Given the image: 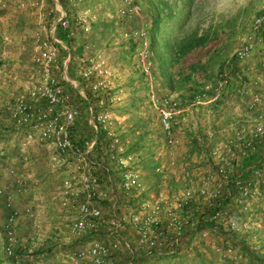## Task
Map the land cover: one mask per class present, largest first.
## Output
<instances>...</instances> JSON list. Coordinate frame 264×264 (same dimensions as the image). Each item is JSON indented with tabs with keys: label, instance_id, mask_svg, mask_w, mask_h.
<instances>
[{
	"label": "built area",
	"instance_id": "1",
	"mask_svg": "<svg viewBox=\"0 0 264 264\" xmlns=\"http://www.w3.org/2000/svg\"><path fill=\"white\" fill-rule=\"evenodd\" d=\"M80 1H72L71 6ZM114 1L115 20L127 29L126 36L133 44L135 64L158 87V81L151 74L153 52L148 32L150 25L145 22L134 24L142 15L141 0ZM9 6L16 10L35 12L38 27L32 34L27 68L30 71L29 78L23 88L10 97L4 109L10 121L11 136L16 137L18 148L24 150L30 144H39L47 153L49 170L63 174L57 194L60 206L75 214L69 224L70 232L91 234L88 241L68 253L70 260H86L89 264H131L130 260L122 262L116 257L120 246L130 256L133 255L130 244L119 238L120 231L126 226L134 231L137 244L147 257L166 253L173 254L174 259L192 256L197 248L209 246V236L216 229L225 233L246 230V220L251 218L252 213H246V220H242L240 213L257 201L261 194L260 186L264 185V91H255L259 77L248 81L242 79L241 64L251 57L261 42L263 14L250 19L241 45L198 88L189 94L183 91L168 95L149 92L151 103L157 111L164 144L168 147L174 142L175 132L183 131L197 114L219 107L234 83L238 86L236 108L239 110L241 107L245 112L252 113L250 122L246 121V124L235 128L231 136L220 141L217 153L212 155L213 172L204 174L195 183L194 189L184 190L170 202L145 192L142 172L135 165V156L122 150L114 134L109 108L120 101L121 92L112 90L114 69L103 53L84 50L76 64L77 75L86 82L89 90L87 123L93 136L80 144L69 131L79 111L73 104L71 92L53 73L60 50L67 48L57 33L63 31L65 37L70 38L77 27L82 33H88L91 23L96 20L90 7H84L74 16L59 10L56 17L48 19L50 12L45 10L44 0H0V10H6ZM259 63L261 67L264 66V60ZM18 80L13 69L0 64V85L14 84ZM244 95H248L245 101L241 99ZM97 134H101L105 141L103 145ZM257 150L262 154L259 163L246 176H232L234 192L229 194L225 188L229 170ZM94 152L98 153L102 163L114 161L120 171L118 185L107 198L111 209L116 211L106 222L107 231L112 236L108 242L92 236L101 217L98 201L103 184L98 173L90 170V156ZM0 174L11 177L14 192L20 194L22 177L1 153ZM8 193L6 186L0 183V197H4L5 209L1 223L2 253L11 260V264H38L28 252H22L26 249L17 230L19 219L28 217L33 221L34 213L27 204H13ZM224 193L227 194V201L220 206L219 201L224 198ZM133 198L136 199V205L131 207ZM197 199L208 200L206 206L215 207L208 216H201L202 220L208 219L214 225L194 231L198 218L193 214L195 207H192V202ZM231 204L237 208L235 211L231 209ZM120 206L122 209L118 212ZM185 230L193 231L187 241L184 238ZM234 248L228 241L212 247L219 262L226 259L237 262L240 254Z\"/></svg>",
	"mask_w": 264,
	"mask_h": 264
},
{
	"label": "crops",
	"instance_id": "2",
	"mask_svg": "<svg viewBox=\"0 0 264 264\" xmlns=\"http://www.w3.org/2000/svg\"><path fill=\"white\" fill-rule=\"evenodd\" d=\"M72 1L74 0H44L45 10L50 12L47 17L48 19L56 17L59 10H64L69 13L70 16H73V14L79 13L84 7H90L96 16V20L91 23L88 33H82L78 27L73 29V34L71 36L73 43L71 46H67L62 40V36H60V34L64 35L63 31H59L60 33H57V36L62 40L67 48L66 50H60L58 64L53 68V73L55 76H57L56 74L58 73L60 81L67 86L66 88H68L72 94L73 104L79 111V115L73 121L69 131L74 138L79 140L80 144H83L85 140L93 136L87 123V108L88 103L90 102L88 97L89 90L88 88L85 89V87H82L80 82L74 81V73L78 72L76 68L78 58L82 56L84 50H87L90 53L106 52L108 55L110 53L112 55V61H114V65L117 68H119V66L125 67L126 65L127 68L124 70L129 71L127 73L129 78L125 87L122 88L119 86L120 84H115L114 81H112V90L121 92L120 101L113 104L111 106L112 109L110 108L111 117L113 118L114 134L117 136L122 150L126 151L130 148V151L128 150V152L135 156V165L143 173L142 181L145 192L150 196H156V194L153 193L160 194V197L172 202L178 196V194L174 192V188L186 184V179L188 181L190 180L187 173L195 172L198 168L204 169L202 166H209V161L211 162V160V163L213 164L214 161L212 155L217 153L220 141L229 136V134L233 133L234 125L237 121L243 122L246 120L240 118L242 116H240L239 110L236 108L237 105L232 107L231 112L229 109L227 110L228 113L226 114H229L228 116L221 118L216 117L217 114L213 115L211 110L207 109L204 112H201L193 121H189L185 125L183 131L175 132L173 136L174 142L171 146H165L164 136L158 124L157 111L151 103L149 92L153 91L157 95H168L185 90L189 83L185 84V86H180L178 84L169 85L166 83L165 80L160 77L153 57L152 59L154 63L151 74L154 77L153 79L158 81L159 86L155 87V85L150 82L147 76L142 73L140 67L135 64L130 51V40L126 36V27L118 24L115 20L114 0H81L80 3L76 5V8H72ZM144 1L145 0H142V2ZM92 2L95 4L90 5L89 3ZM142 9V15L134 22L136 25L144 23L143 19L146 16L143 12L145 9L143 8V5ZM12 10L13 9H11V11ZM23 12H29V14L32 15L31 21L36 26V30L38 25L36 24L35 12L29 10H24ZM150 16L151 12L148 11V20L147 22L145 21V23L149 25L151 22ZM11 17H14V15H12L8 9L0 10V25L3 27L4 25H14V23L21 24L19 20L21 19L20 17L17 18L15 16L14 19ZM74 32L78 33L77 36L74 35ZM2 38L4 40L2 42L4 45L5 43H8L6 36H3ZM7 54V52H0V60L2 59L1 61H3L4 59L9 58ZM10 58L16 59L17 57L12 56ZM201 61H204L203 58ZM4 64H8L7 61H5ZM177 67L178 66L175 65L172 70L176 71ZM117 68L113 69L117 70ZM197 74L198 73H195L193 78H195L198 82L204 83L203 79L201 78L200 80V76ZM258 75L261 76L259 73L252 74L254 77H258ZM23 85L24 82L21 83L20 80L14 84L0 85V107H4L9 101H5V99L10 96L12 97L14 93L20 91L23 88ZM127 89L130 92H128ZM235 90L236 93L233 94ZM237 91V84L234 83L232 89L226 97H230L229 100H231L232 97L237 99ZM233 112H235L234 116H232L233 114H230ZM236 113H239L238 115L240 116V119L237 118L238 115H236ZM218 121L219 123L217 124ZM241 125L242 124H240V126ZM9 126L10 121L7 114L5 113L4 115L3 113H0V135L6 131H10ZM100 136L101 134H97L96 137L99 139ZM12 138H15L16 140L14 135H12L11 139ZM7 144L8 143L6 142L5 145ZM4 147L1 146L0 142V153L8 160L10 154L7 155V147ZM38 148L43 150L46 157L45 170L47 169V173L49 174L54 173L48 168V157L46 151L42 148V146L36 143L30 144L23 154L15 151V155L21 158L10 159V162H23L22 164L18 163V167H29V160L31 156L34 163L38 164L40 161ZM175 155L182 156H180V158H176ZM90 158V162L92 163L90 164V170L94 173H98L103 180L101 187L102 195L98 201V204L103 206V204H105V202H102L104 194L107 192L109 195L111 191H114L120 178V171L114 161L102 163L97 152L92 153ZM147 165H152V170L147 169ZM206 168L207 167H205V169ZM25 174L26 177L24 176L23 179H27L28 177L29 191L32 192L35 202L33 203L34 220L29 222V229L27 230L28 226L26 227L27 223H25V217H21L18 221V235L26 249L22 252H30L31 255H29L36 260L38 264H83L79 259L70 260L68 258V253H65V247L70 246L73 241H76L79 237L85 235L86 233L74 234L70 232L69 224L73 215L67 208H63L59 204L57 193L60 184L56 188V191L51 193V196H48V194L43 193L46 190L45 187H47L48 183L46 178L49 175L42 172L41 165L36 166L34 172ZM41 194H43V196ZM52 200H54L55 203H53ZM52 203L55 204L56 212H53L54 208ZM117 211L120 212V209ZM113 214H116V211H113L110 205L107 207V210L102 207L101 217L97 222L96 231L92 234V236L95 235L98 237L101 232L107 230L106 222L111 216H113ZM55 218L59 221L66 222L65 231L60 230L59 226H57L60 222H58ZM21 226L24 230H20ZM55 235H58L57 238ZM119 238L122 242H128L132 249L135 250L140 248L142 251L141 246L137 244L135 233L130 227L126 226L122 229L119 233ZM103 241L108 242L110 240ZM48 245L53 246V249L50 250V252L52 253V251L57 250V254H59L61 258H57L54 253H48V248H46L49 247ZM120 249L123 251L125 250L122 246H120L117 251H120ZM0 252H2L1 232ZM125 252L127 253L126 258L128 256L130 257L128 251L125 250Z\"/></svg>",
	"mask_w": 264,
	"mask_h": 264
},
{
	"label": "rangeland",
	"instance_id": "3",
	"mask_svg": "<svg viewBox=\"0 0 264 264\" xmlns=\"http://www.w3.org/2000/svg\"><path fill=\"white\" fill-rule=\"evenodd\" d=\"M168 1L171 2L170 5L172 6L176 14V17H177L175 24L178 21L183 20L184 25L182 29L178 31L174 30L173 28L171 29L167 28L164 30V34H166L167 36H173L175 34H178L179 36H181L185 33H188L189 31L193 29L197 30V32L199 33L207 34L208 39L205 45L194 49L192 52L188 53L182 60V65L185 66L187 63L193 62L197 58H199L197 60H201L203 58L205 68L201 71L202 73L197 72L198 73L197 75L200 76V80L202 78L204 82L208 81L211 75L214 73V71H216L225 60H229L234 50L241 45V43L243 42L247 34V31L249 28L248 24H249L250 19L253 16H256L259 14L264 15V0H174V1L168 0ZM150 3H151V0H145L144 2H142L141 0V4L143 5V8H145L143 11L146 16L143 19L144 22L145 21L147 22L148 20V11L150 8ZM89 4L94 5L95 3L92 2ZM72 8H76V5L72 6ZM11 9H12L11 6H9L8 10L11 12V14L14 15V17L16 16L17 18L18 17L21 18L19 19L21 24L14 23V25H4L3 27L0 25V52L2 51L7 52L8 53L7 56L9 58L12 56L17 57V58L16 59L7 58V59H4L3 61H1L2 60L1 59L0 64L1 63L4 64L5 61H7L8 64H6V66L8 68L13 69L18 75L20 82L23 83L28 80L29 75H30V71L27 68L29 65V54H30V49L32 45V34L35 31L36 26L31 21L32 15L29 14V12H23L24 10H16V9H13L11 11ZM14 17H11V18L14 19ZM77 34L78 33L76 32L74 35L77 36ZM3 36H6L8 39V43H5V45L2 43L4 41L2 38ZM129 43L132 44L131 42ZM103 54L107 56L109 65L112 68H117L114 65V61H112V58H111L112 55L110 53L108 55L106 52H103ZM260 60H264V25H263L261 42L257 45L255 50L253 51L251 57L245 63L241 64L242 73L245 75L244 80H247V81L251 80L254 77L252 76L253 73H256V74L259 73L261 75V76L258 75L259 85L255 89V91H264V66L261 68L257 67V62H259ZM153 63L154 61L152 59V66H153ZM125 68H127L126 65L125 67L119 66L117 70H114L113 81L115 84H120L119 86H121L122 88L126 86V82L128 81V78H129V75H127L129 71L124 70ZM56 75H57L56 77L59 79L58 73ZM74 81L80 82V85L82 87H85V89L88 88L86 82L82 81L78 77L77 73H74ZM128 92L130 91L128 90ZM235 93H236V90L233 94ZM10 97H7L5 101L9 100ZM247 98H248V95L241 96V99L243 101H245ZM229 99L230 97L228 98L226 97L219 107L211 110L213 115L217 114L216 117L218 118L228 116L229 114H226L228 113L227 110L229 109L231 112L232 107H234L238 101V98L236 99L232 97L231 100ZM226 106H227V109H226ZM0 113H3L5 115L6 112H5L4 107H0ZM239 113H240V116L242 117L238 115ZM239 113H236V115H238L237 118L240 117V118H243V120L250 122L249 120H251L252 118V113L245 112L241 107L239 108ZM230 114H233L232 116H234L235 112L230 113ZM198 116L199 114L196 115V118ZM246 121H243V122L237 121L234 125V129L239 128L240 124H246ZM218 123L219 121L217 122V124ZM232 134L233 133L229 134V136H231ZM11 137L12 136H11L10 131H6L2 135H0L1 146L3 147L5 146L4 148L7 147V155L10 154L9 155L10 157H8L7 162L8 161L10 162V159H13V158L20 159L21 157H17L14 152L18 151L21 154H23V152L28 148L27 147L24 150H20L16 144L17 141L15 140V138L11 139ZM6 142L8 143L7 145H5ZM38 149H39L38 155H39V160H40L38 164L34 163L33 158L31 156L29 160L30 161L29 167L27 166L23 168L20 166L18 167V163L19 164L23 163L19 161H17L18 163L10 162V164H12V166L16 169L17 173L21 175L22 179L24 178V176L26 177L25 173L34 172L36 166L41 165L42 172H45V174L49 175L46 178L48 183H47V187H45L46 190L43 194L46 193L48 194V196L49 195L51 196V193L56 191V188L60 184V180L63 174L60 171L54 172L52 174L47 173V169L45 170L46 157L43 153V150L41 148H38ZM180 156L182 155H179V156L175 155L176 158L178 157L180 158ZM211 162L209 161V166L208 165L202 166L204 169L198 168L197 170H195V172L187 173L189 175V177L188 176L187 177L190 178V180L188 181L186 179L187 180L185 182L186 184L181 185L177 188H174V192H176V194L179 195L181 192H183L184 190L188 188L194 189L195 183L198 181V179H200L206 173L213 172V164ZM205 167L207 168L205 169ZM142 177H143V173H142ZM28 182H29L28 177L27 179H23L20 194H17L16 192H14L13 179L7 176L4 177L2 174H0V183L6 186L7 191L9 192L8 194L11 200L13 201V204H15L16 206L27 204L31 207V210L34 213L33 203L35 202V198L33 199V194L31 191H29L30 188L28 186L29 184ZM260 193L261 194L259 198L257 199V201L250 204L247 208H245V210H243V212L240 213L241 218H243L242 220H246L244 219L246 213H252L251 218L246 220L247 221L246 230L248 231L245 230L244 232L237 231L234 233H225V232H222L216 229V231L212 235L209 236V239H208L209 246H204L202 247V249L197 248L196 252L202 258H204L206 262H211V263H216V264L220 263L217 260V257L215 253L213 252L212 247L215 245L220 246L225 241H228V243L233 245L236 249L237 248L239 249L237 240L240 236L239 235L240 233L241 234L247 233L248 238L246 241L250 244V246H252L251 248H253L254 250H257L258 253L262 255L264 254V241L263 242L260 241V240H264V185L260 186ZM43 194L41 195L43 196ZM153 194H156V196H160V194H157V193H153ZM107 198H108V193L105 192L104 198L102 201V202H105V204H103V206L102 205L100 206L101 210H102V207H104V209L107 210V207L109 206ZM3 200H4V197H0V224L3 221V218L5 216V209H3ZM131 201H132V204H131ZM131 201H130L131 207H134L136 205V199L133 198ZM52 202L55 203L54 200H52ZM208 202H209L208 200H200V199L193 201L192 207H195L193 208L194 209L193 212L198 213L202 208H204L208 204ZM53 203H52V206L54 208L53 212H56L55 204ZM231 206H232L231 207L232 210L235 211L237 209L234 205L231 204ZM119 209L121 211L122 207L120 206ZM68 211L72 213L73 216L75 215L70 210ZM24 220L26 221L25 223H27L26 224V227H27L30 224L29 223L30 219L28 217H25ZM58 222H60L57 224L60 230L65 231L66 222L59 221V220ZM28 229H29V226L27 227V230ZM20 230H24L22 226L20 227ZM57 236L58 235H55L56 238ZM90 237L91 236L89 233L82 235L76 241H73L70 244V246L65 247V253H70L71 251H73L74 249L82 245L84 242L88 241ZM94 237L96 236L94 235ZM98 237L96 238L100 240H111L112 238V236L109 234L107 230H104V232H101V234H99ZM260 244L261 246H258ZM46 248H48L47 252L49 253L50 250L53 249V246L50 245L49 247H46ZM52 253H54L55 256H57V258H61V256L57 254L58 253L57 250L52 251ZM28 254L31 255L30 252ZM116 255L118 259L122 262L126 261L127 259L126 258L127 253L125 252V250L123 251L122 249H120V251H117ZM186 258L188 259L180 258V257L178 259H174V258L170 259L169 257H160L158 259H149L146 262H149L150 264H194L191 261V259H189V258L195 259L194 255L186 257ZM81 262L83 264H88L86 260H81ZM1 263L11 264V260L9 258H6L2 252H0V264Z\"/></svg>",
	"mask_w": 264,
	"mask_h": 264
},
{
	"label": "trees",
	"instance_id": "4",
	"mask_svg": "<svg viewBox=\"0 0 264 264\" xmlns=\"http://www.w3.org/2000/svg\"><path fill=\"white\" fill-rule=\"evenodd\" d=\"M174 1V0H171ZM171 2L168 0H151L149 11L151 12V22L149 26V38H150V44L151 49L153 52V58L155 60L156 68L158 69V73L160 77L165 80L166 83L170 84H178L180 86H185V84H188V86L183 90V92L189 94L191 91L198 88L202 82H198L195 78H193V75L197 72H201L205 68V64L201 60H195L193 62L187 63L185 66H182L181 62L183 58L190 52H192L194 49L198 47H202L205 45L207 41V34L206 33H199L197 30L193 29L189 31L188 33H185L181 36L178 34H175L173 36H167L164 34V30L169 28H173L174 30L178 31L181 30L184 21L180 20L175 24V21L177 20L176 14L170 5ZM173 3V2H172ZM173 25V26H171ZM60 33V32H59ZM62 36V40L64 43L68 46H71L73 43V39L66 38L63 34H60ZM130 51L132 54L133 51V44L130 45ZM177 65L176 71H173L172 68ZM257 67L261 68L260 63L257 62ZM176 73V74H175ZM202 73V72H201ZM192 76V77H191ZM244 74H242V79L244 80ZM238 87V86H237ZM214 108L210 109L213 110ZM101 140V145L105 143V141L102 139V136L99 138ZM130 151V148H128ZM128 150H126L128 152ZM125 151V152H126ZM262 154H260V151L257 150L255 152H252L242 158L240 162L236 165H234L227 174V183L225 184V188L228 189L229 194L234 192L233 185L231 183L232 176L237 175H243L246 176L248 174V171L256 166L260 159ZM107 162V161H105ZM153 166L147 165L146 168L149 170H152ZM214 169V166H213ZM100 177V176H99ZM102 180V178L100 177ZM187 181V180H186ZM118 183L116 184L117 187ZM222 200L219 201V205L223 206L224 203L227 201V194H222ZM219 200V199H218ZM215 209L214 206L208 205L202 208L198 213H194V216L198 218V221H196L194 227V231L198 230L203 227L207 226H213L212 221H208V219L202 220L201 216H208V214ZM248 231V230H246ZM184 232V238L185 241H187L190 236L192 235L191 230H185ZM238 238V246L239 249L235 248L237 252L240 251V259L237 262H233L230 259H226L220 263L217 264H264V254L258 253L257 250H254L251 248L250 244L246 241L247 240V233H240ZM263 242L264 240H260ZM258 246H261L258 245ZM132 249V248H131ZM133 255L128 256L126 261L130 260L131 264H144L149 259H158L160 257H169L170 259L173 257V254H166L162 253L153 257H147L143 251L138 249H132ZM216 255V254H215ZM195 259H191V261L194 264H216L211 262H206L204 258H202L197 252L194 254ZM117 257V255H116ZM180 258L188 259L184 256H179ZM118 259V257H117Z\"/></svg>",
	"mask_w": 264,
	"mask_h": 264
}]
</instances>
